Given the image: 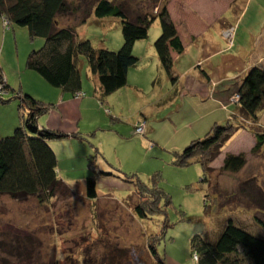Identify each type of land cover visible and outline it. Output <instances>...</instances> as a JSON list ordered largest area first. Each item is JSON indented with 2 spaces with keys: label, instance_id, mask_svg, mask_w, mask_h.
Wrapping results in <instances>:
<instances>
[{
  "label": "rangeland",
  "instance_id": "rangeland-1",
  "mask_svg": "<svg viewBox=\"0 0 264 264\" xmlns=\"http://www.w3.org/2000/svg\"><path fill=\"white\" fill-rule=\"evenodd\" d=\"M163 1L177 22L185 18L186 26L179 25L185 50L173 66L178 88L160 68L157 57L154 59L153 44L160 34L154 32L160 28L156 20L147 39L138 43L143 45L142 60L130 71L131 75H141L132 80L134 84L128 82L127 87L112 94L101 110L103 117L90 114L84 124L94 123L92 131L80 133L86 141L79 143L92 151L91 156L94 148L99 153L96 167L115 170L113 174L119 178L100 177L95 201L86 199L83 191V180L91 169L88 173L79 169L71 172L68 188L61 187L56 197L44 204L35 197L20 201L0 196V264H159L151 256L149 244L154 245L161 264H197L192 259L191 238L200 235L213 242L228 220L264 238V229L256 221H264V204L254 207L239 194L245 187L244 195L264 197V144L252 151L256 133H264V110L258 113L257 122L240 110L234 112L239 129L210 165L213 172L209 184L201 181L198 164H173L175 153L203 139L214 124L228 122V110L212 104L208 96L215 89L223 91L232 85L235 90L231 88L230 95L234 96L239 78L246 74L244 69L264 55V0H130L126 5L134 16L140 7L156 13ZM212 11L208 21L207 13ZM60 23L66 25L67 21L61 19ZM9 29L10 34H0V65L4 81L14 92L1 93L4 102H0V111L20 124L24 110H19L16 94L27 93L20 92V86L36 95L43 93L37 83H30L23 75L28 72V53L40 48L43 40H31L26 29L20 27L11 25ZM78 31L80 38L89 40L95 48L118 50L123 42L116 18L91 16ZM85 67L81 58L80 70ZM83 78L86 80L85 75ZM202 89L207 91L204 96ZM143 121L146 135L141 138L144 124L137 126L143 131L136 130L132 135L133 128ZM71 151L75 150L63 148L60 157L70 156L65 152ZM228 154L245 156L246 165L239 173L221 171ZM154 175L159 176L155 183L150 181ZM125 176H135L163 194L156 204L157 212L147 219L135 214L140 198ZM205 196L210 197L206 198L207 210Z\"/></svg>",
  "mask_w": 264,
  "mask_h": 264
},
{
  "label": "trees",
  "instance_id": "trees-1",
  "mask_svg": "<svg viewBox=\"0 0 264 264\" xmlns=\"http://www.w3.org/2000/svg\"><path fill=\"white\" fill-rule=\"evenodd\" d=\"M129 1L0 0V22L2 26L3 21L8 23L6 30L13 25L26 29L31 40H43L40 48L32 49L28 53L25 67L52 88L75 97L81 94L80 61L83 58L90 73L98 78L99 103L104 106L105 98L127 87L128 72L139 62L133 55V46L136 42L147 39L149 28L156 20L159 21L160 34L153 48L160 68L173 84L177 78L173 76L175 62L172 54L181 56L185 50L164 1L156 13H149L138 6L140 9L134 16L130 15L129 4L126 5ZM91 16L96 19L120 20L123 42L118 50L95 48L89 40L80 38L78 30ZM61 19L67 21V24L60 23ZM201 74L208 78L203 71ZM239 80L237 91L234 96H230L228 106H238L243 115L257 122L258 113L264 110V70L259 66H252ZM231 88L235 90L234 85L229 90ZM5 91L14 92L4 81L0 65V102H4L1 93ZM16 96L19 100V110L23 109L24 113L21 115L20 124L15 125L10 134L0 136V196L20 201L35 197L44 204L56 197L61 187L65 190L68 188L57 176V157L50 143L69 137L82 143L86 140L80 133L68 135L39 127L37 119L49 112L50 105L36 100L29 93H17ZM235 121L232 117L225 125L214 124L203 139L194 140L183 151L175 153L173 164L178 167L198 164L202 170L201 181L209 184L208 177L213 172L210 165L218 157L225 143L239 129ZM139 124H144L145 129L141 137L143 138L146 135L144 121L138 122L132 135H136ZM255 138L256 145L252 151L262 147L264 133H256ZM98 155L97 149L94 148V154L91 156L93 162L88 158L91 172L83 180V191L86 199L90 201L98 198L96 189L100 177L119 178L114 176L112 171H96L95 159ZM245 165L243 154H228L223 160L221 171L236 174ZM158 178L159 176L154 175L150 181L155 183ZM124 180L134 184L135 192L140 198V204L134 209L137 217L147 219L157 212L156 204L163 195L158 188H149L135 176H125ZM245 185L250 187L249 183ZM245 192V187L239 189V194L244 196L250 205L262 207L264 197H256L254 193L251 196L244 195ZM206 198L209 200L210 197L205 196V210L208 208ZM256 221L264 229V221L260 218H256ZM190 246L192 259L197 264H264V238L252 235L236 226L232 220L224 224L215 241L208 242L202 236L196 235L191 238ZM148 247L151 256L161 264L154 245L149 244Z\"/></svg>",
  "mask_w": 264,
  "mask_h": 264
},
{
  "label": "crops",
  "instance_id": "crops-1",
  "mask_svg": "<svg viewBox=\"0 0 264 264\" xmlns=\"http://www.w3.org/2000/svg\"><path fill=\"white\" fill-rule=\"evenodd\" d=\"M168 10V9H167ZM214 11V10H213ZM213 11L207 13L208 15V21H211V17L213 15ZM168 13L170 15V18L176 25L177 31L179 33V25L184 24L183 21L177 22V19L173 17L169 10ZM186 17V13L184 15ZM214 18H219V16L215 15ZM188 23V21H187ZM155 23H153L154 25ZM186 26V25H185ZM192 27V26H191ZM189 28V27H188ZM188 28H183L184 31H187ZM190 31H192V28H189ZM10 29L5 30L0 22V34L1 32H8L6 34H10ZM160 28L158 31L154 30L155 35L157 36L156 32L159 33ZM12 32H15L13 29ZM252 34V31H251ZM180 35V33H179ZM255 35V34H254ZM252 34V36H254ZM182 39V36H180ZM183 41V39H182ZM142 41L136 42L133 46V54L137 56L139 60H142V55L140 54V50H142L143 45H139ZM184 45V43H183ZM146 47V46H145ZM185 49V46H184ZM154 59L157 57L156 53H153ZM174 62H177V60L180 58V56L176 54H172ZM157 59V58H156ZM264 60V55L259 57L258 59L253 60L252 62L249 63L248 67L252 66H259L264 70V63L261 61ZM137 67V66H136ZM247 68V67H246ZM246 72L248 69H244ZM28 72H24V77L28 78L27 81L30 83L32 80L34 83H37L38 89L41 90L43 93L42 95H36L33 93L31 89H25L23 86H20L21 90L20 92H27L29 93L33 98L36 100L44 103V104H49L50 109L49 112L46 113L45 115L39 117L37 119V124L39 127H44L50 130H56L60 131L63 133H66L68 135L75 134V133H85V132H90L91 130V125L94 123L90 124H84L85 119L88 121L90 120L89 115L90 114H100L103 117V114L101 113V110L103 111V106L99 103V97H100V87H99V82L98 78L90 73L87 67H85V70L83 71L80 70V75H81V94L82 96L80 98H75L70 93L64 92L60 89H55L49 86L43 79H41L36 73L27 70ZM131 70L128 72V77H127V82L129 84H134V81L132 83V80L134 78H138L141 74L139 72H134V74H130ZM245 74V73H244ZM83 75H85L86 80H84ZM150 73H147V78H150ZM243 76V73L242 75ZM207 80H210L209 78H206ZM240 79V78H239ZM210 82V81H209ZM172 83V82H171ZM172 85L175 88H178L179 86V78L177 77L176 82ZM134 90H138V87L136 88L135 86L130 87ZM208 90V89H207ZM218 89H215L213 91L212 96L209 95L208 98L212 101V104H216L218 106H222V108L227 111L228 110V121L231 120L232 117H234L235 113L239 111V107L236 105H229L228 106V100L230 98V90L224 89L223 91H217ZM120 91V90H119ZM201 96H204L207 94V91L205 89H202ZM112 98V95L105 98V104H107V101L109 102L110 99ZM101 107V108H100ZM231 110V111H230ZM236 111V112H235ZM235 112V113H234ZM111 115V114H110ZM141 116V115H140ZM12 115H6L3 111H0V136L8 135L12 132L13 128L15 125H17L19 122L11 118ZM236 120V119H235ZM81 122L83 125H81ZM129 136V135H128ZM139 138V137H138ZM131 140V138L129 139ZM65 144H60L61 141H53L51 142V147L53 151L56 154L57 157V176L60 180H62L66 185H70L72 183L71 179V172H74L76 169H79L83 173H88L89 172V167H88V158L92 155V151L86 148L85 146L81 145L78 140L73 139V138H66L63 139ZM115 141V139L113 140ZM55 143V144H52ZM64 145V146H63ZM72 148L75 151H71L72 154L65 152V154L70 155L66 156L63 159L60 157L61 152L63 148ZM79 149H82L79 151ZM89 153V154H88ZM73 155V156H72ZM77 161V162H75ZM102 170V171H107L106 169H100L96 168V171ZM65 174H63V173ZM116 172L115 170H112V173ZM117 173V172H116ZM66 174H68L66 176ZM116 176V175H114ZM102 178V177H101ZM110 178H113V176ZM102 180H98V182H101Z\"/></svg>",
  "mask_w": 264,
  "mask_h": 264
},
{
  "label": "built area",
  "instance_id": "built-area-1",
  "mask_svg": "<svg viewBox=\"0 0 264 264\" xmlns=\"http://www.w3.org/2000/svg\"><path fill=\"white\" fill-rule=\"evenodd\" d=\"M8 23L7 22H5V21H3V27L5 28V29H8ZM82 96V94H77V96L75 97V98H80ZM235 98V97H234ZM232 102H233V99L231 100ZM107 112H109V111H107ZM141 131H143V127H138L137 128V132H141ZM194 260H196V257H194Z\"/></svg>",
  "mask_w": 264,
  "mask_h": 264
}]
</instances>
